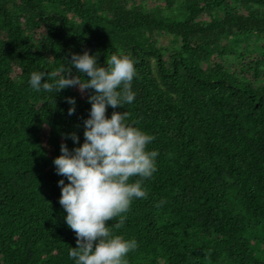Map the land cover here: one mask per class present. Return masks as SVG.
<instances>
[{"label":"trees","instance_id":"obj_1","mask_svg":"<svg viewBox=\"0 0 264 264\" xmlns=\"http://www.w3.org/2000/svg\"><path fill=\"white\" fill-rule=\"evenodd\" d=\"M147 1L0 0V264H75L53 161L84 142L91 90L29 80L85 51L131 56L135 100L115 110L158 152L113 228L138 244L128 264H264V0Z\"/></svg>","mask_w":264,"mask_h":264},{"label":"clouds","instance_id":"obj_2","mask_svg":"<svg viewBox=\"0 0 264 264\" xmlns=\"http://www.w3.org/2000/svg\"><path fill=\"white\" fill-rule=\"evenodd\" d=\"M73 67L88 79L73 75ZM136 75L133 59L122 51L107 56L103 66L85 51L73 53L68 67L30 74L29 84L37 92L58 93L69 87H77L81 94L91 90L84 142L79 144L76 133L68 134L65 138L70 136L79 146L69 150L62 143L61 154L53 161L57 175L68 181H58L59 203L76 236V247L69 250L75 264H128L127 255L138 247L134 239L113 232L123 226L133 199L146 198L142 183L157 171L158 152L147 148L154 137L127 123L128 112L115 110L135 100L132 81ZM66 99L72 115L75 98ZM108 107L114 109L110 117ZM113 220L117 222L109 227Z\"/></svg>","mask_w":264,"mask_h":264},{"label":"rangeland","instance_id":"obj_3","mask_svg":"<svg viewBox=\"0 0 264 264\" xmlns=\"http://www.w3.org/2000/svg\"><path fill=\"white\" fill-rule=\"evenodd\" d=\"M147 2H148V4L150 5L152 1H151V0H148ZM151 5H152V4H151ZM203 19H205V18L203 17ZM160 44H163L165 47H167V46L169 45V42L160 39Z\"/></svg>","mask_w":264,"mask_h":264}]
</instances>
